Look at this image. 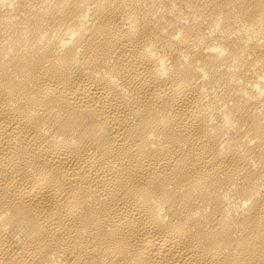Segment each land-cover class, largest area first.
I'll return each instance as SVG.
<instances>
[{"label":"bare ground","instance_id":"1","mask_svg":"<svg viewBox=\"0 0 264 264\" xmlns=\"http://www.w3.org/2000/svg\"><path fill=\"white\" fill-rule=\"evenodd\" d=\"M0 264H264V0H0Z\"/></svg>","mask_w":264,"mask_h":264}]
</instances>
